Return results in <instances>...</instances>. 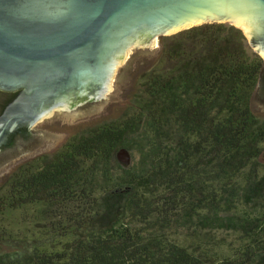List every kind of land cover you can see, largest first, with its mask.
Wrapping results in <instances>:
<instances>
[{
    "label": "trees",
    "instance_id": "16d2710c",
    "mask_svg": "<svg viewBox=\"0 0 264 264\" xmlns=\"http://www.w3.org/2000/svg\"><path fill=\"white\" fill-rule=\"evenodd\" d=\"M162 46L123 115L9 174L0 264H264V59L229 23Z\"/></svg>",
    "mask_w": 264,
    "mask_h": 264
},
{
    "label": "water",
    "instance_id": "95a60500",
    "mask_svg": "<svg viewBox=\"0 0 264 264\" xmlns=\"http://www.w3.org/2000/svg\"><path fill=\"white\" fill-rule=\"evenodd\" d=\"M208 23L241 28L264 58V0H0V88H23L0 117V164L120 99L162 36ZM118 158L131 164L126 148Z\"/></svg>",
    "mask_w": 264,
    "mask_h": 264
},
{
    "label": "rangeland",
    "instance_id": "374dc122",
    "mask_svg": "<svg viewBox=\"0 0 264 264\" xmlns=\"http://www.w3.org/2000/svg\"><path fill=\"white\" fill-rule=\"evenodd\" d=\"M163 37L165 36H162L160 39H158V49L156 53L147 57L143 61L138 60L136 62V67L129 70L127 83L117 90V94L121 96L120 99L92 114L60 123L46 140L0 164V187L5 183L9 174H11L17 166L26 162V160L41 154H52L62 147L63 144H65L73 135L84 130L85 128L94 126L107 120L116 119L123 115L128 107L132 104L133 98L139 91L144 74L151 70V68H154V66L161 60L163 56ZM248 46L251 52L257 53L259 55V53L256 51V48L252 45L249 39ZM253 108L259 116L264 117V106L258 105V88L254 94ZM262 160L264 161V159ZM16 223L18 227H22L24 230H26L25 228H33L31 223L26 221L24 214H20Z\"/></svg>",
    "mask_w": 264,
    "mask_h": 264
},
{
    "label": "flooded vegetation",
    "instance_id": "af4514ba",
    "mask_svg": "<svg viewBox=\"0 0 264 264\" xmlns=\"http://www.w3.org/2000/svg\"><path fill=\"white\" fill-rule=\"evenodd\" d=\"M21 92H23V88L17 89L15 91H7V92L0 88V96H1L0 97V111H1L3 104H6V107L4 108L6 110L8 105L15 100L16 95L20 94Z\"/></svg>",
    "mask_w": 264,
    "mask_h": 264
}]
</instances>
